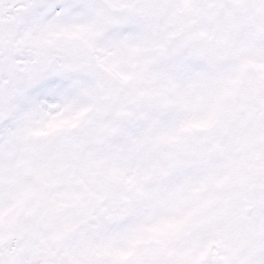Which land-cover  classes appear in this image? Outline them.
I'll return each mask as SVG.
<instances>
[{
  "label": "snow or ice",
  "instance_id": "snow-or-ice-1",
  "mask_svg": "<svg viewBox=\"0 0 264 264\" xmlns=\"http://www.w3.org/2000/svg\"><path fill=\"white\" fill-rule=\"evenodd\" d=\"M0 264H264V0H0Z\"/></svg>",
  "mask_w": 264,
  "mask_h": 264
}]
</instances>
